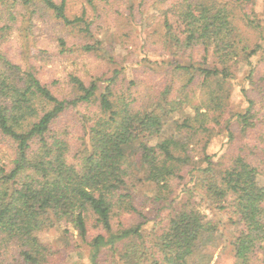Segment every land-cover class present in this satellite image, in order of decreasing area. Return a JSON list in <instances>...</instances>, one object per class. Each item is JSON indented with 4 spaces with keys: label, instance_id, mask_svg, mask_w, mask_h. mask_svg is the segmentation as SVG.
Masks as SVG:
<instances>
[{
    "label": "rangeland",
    "instance_id": "obj_1",
    "mask_svg": "<svg viewBox=\"0 0 264 264\" xmlns=\"http://www.w3.org/2000/svg\"><path fill=\"white\" fill-rule=\"evenodd\" d=\"M14 1L21 2L0 0V72L12 74V70L18 78L32 72L58 98L67 100L79 96L73 77L88 86L93 81L98 84L92 101L68 107L52 124V132L66 143L68 162L81 165L92 152L91 125L103 115L100 97L110 78H115V104L126 99L135 110H155L163 119L160 133L127 148L134 180L121 191L127 196L112 213L114 233L141 225L143 237L117 240L114 246L105 243L95 259L90 242L99 234L109 237L110 233L89 214L87 241L66 222L37 233L50 249L45 264H125L126 251L136 243L155 251L158 235L182 210L197 211L207 223L188 264H236L232 213L211 198L207 185L238 154L257 166L259 182L264 185V89L260 80L264 73V0H197L227 5L241 46L247 51L260 46L256 54L244 53L229 66L218 63L225 72L212 77L207 85L200 69L215 67L213 53L205 58L203 46L177 47L165 24L174 20L186 0H66L68 17L83 16L86 21L78 24L64 23L41 0L15 7ZM247 14L254 25L249 24ZM7 62L17 67L11 68ZM243 90L254 100L253 110L258 114L256 126L249 131L243 129L239 117L249 108ZM166 139L175 142L174 153L186 160L174 162L179 164L177 174L162 185L148 178L140 144L155 146ZM16 153L13 141H2L0 165L12 168ZM208 167L213 174L204 172ZM16 249L11 245L1 256L15 259ZM143 258V264H151V255Z\"/></svg>",
    "mask_w": 264,
    "mask_h": 264
},
{
    "label": "trees",
    "instance_id": "obj_2",
    "mask_svg": "<svg viewBox=\"0 0 264 264\" xmlns=\"http://www.w3.org/2000/svg\"><path fill=\"white\" fill-rule=\"evenodd\" d=\"M41 2L66 24L86 22L83 16L68 17L66 0ZM18 3L28 6L32 0L14 1L13 6ZM11 16L16 18L13 12ZM247 18L249 24L254 25L250 14ZM165 24L170 40L177 47L203 46L205 58L213 53L215 67L200 69L206 85L212 77L225 72L217 67L218 63L229 66L242 54L251 56L260 48L257 45L247 51L245 45L241 46L243 41L231 12L223 3L186 0L178 8L174 20H166ZM11 72H0V143L10 140L17 145L14 166L8 169L0 165V264H45L50 249L40 241L37 233L64 222L70 223L82 240L87 241L89 214L110 233L109 237L99 234L90 242L95 259L105 243L114 246L117 240L132 236L142 238L141 225L114 233L112 213L116 204L122 205L123 197L127 196L121 195V191L134 180L127 148L137 140L160 133L162 114L155 110H135L130 101L122 98L115 104L112 100L115 78H110L100 97L103 115L91 125L93 150L81 165H76L67 161L66 143L52 132V124L68 107L80 101H92L98 84L93 81L88 86L80 78L73 77L79 96L67 100L58 98L32 72L21 78ZM253 73L252 69L250 79ZM260 80L264 89V73ZM243 94L249 108L239 117L243 129L249 131L251 126H256L258 114L253 110L254 100L244 90ZM174 145L171 139L155 146L140 144L142 163L149 167L150 180L166 185L177 174L179 164L174 162L181 163L186 158L174 153ZM204 172L213 174V169L208 167ZM258 176L257 166L238 154L221 176L212 177L207 185L211 198L220 208L232 213L236 264H264V185ZM205 230L207 223L200 213L178 211L158 235L160 242L155 251L149 245L136 243L126 251L123 259L127 258L125 264H132V259L133 264H143V256L151 255V264H188ZM11 245L17 247L15 259L2 257L3 250Z\"/></svg>",
    "mask_w": 264,
    "mask_h": 264
}]
</instances>
